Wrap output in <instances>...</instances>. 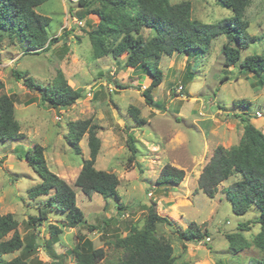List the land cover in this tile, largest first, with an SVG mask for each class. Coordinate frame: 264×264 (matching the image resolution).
<instances>
[{
  "label": "rangeland",
  "instance_id": "obj_1",
  "mask_svg": "<svg viewBox=\"0 0 264 264\" xmlns=\"http://www.w3.org/2000/svg\"><path fill=\"white\" fill-rule=\"evenodd\" d=\"M77 1L48 0L35 8L37 14L50 19L46 32L50 41L56 40L47 51L34 54L25 44L11 45L7 40L0 50L4 86L0 95L13 100L14 117L23 136L16 142L0 143V215H14L23 243L21 250L4 259L75 264V246L81 247L88 240L93 249H102L105 255L99 264H117L121 250L115 246L116 240L125 237L130 227L142 229L153 207L157 215L171 222L158 224L155 233L171 245L174 264H250L264 260V251L252 243L260 230L252 223L258 217L257 208L237 216L223 194L239 175L221 183L213 199L197 189L198 178L216 147L236 146L247 123L264 134V89L255 86L254 78L259 76L239 67L253 50L264 52V0H251L244 12L248 35L261 41L242 51L235 67H223V36L212 40L204 54L162 56L158 65L162 81L152 92L156 107L147 105L142 97L151 78L143 71L127 68L125 55L116 59L93 56L88 33L99 19L86 15ZM182 1L191 4L192 19L201 23L214 24L232 16L216 0H169L170 4ZM144 35L150 37L152 33ZM13 71L24 75L22 80L31 78L42 87L60 72L81 98L71 107L54 110L41 101L39 92L16 80ZM224 76L228 79L221 82ZM238 101L248 102L249 108L235 106ZM135 110L142 126L132 119L130 113ZM80 121L96 127L100 144L94 168L117 177L116 200L97 194L87 197L74 187L82 162L90 157L88 134L79 141L80 155L73 153L66 138L68 123ZM128 135L134 137L138 148L133 159L126 144ZM35 146L43 149L48 169L74 189L76 206L83 213L79 227H60L64 219L56 211L47 214L46 221L29 222L45 201L44 197L29 200L27 196V190L39 183L24 158ZM165 165L183 172L181 183L156 185ZM245 223L249 226L242 230ZM192 224L206 233L210 242L207 238L190 242L180 239L179 233ZM49 225L58 226L60 233L52 236ZM235 234L244 239V249L239 252L225 238Z\"/></svg>",
  "mask_w": 264,
  "mask_h": 264
},
{
  "label": "trees",
  "instance_id": "obj_2",
  "mask_svg": "<svg viewBox=\"0 0 264 264\" xmlns=\"http://www.w3.org/2000/svg\"><path fill=\"white\" fill-rule=\"evenodd\" d=\"M46 1L48 0H0V50L7 40L11 45L25 44L27 50L31 49L34 54H38L35 52H45L56 42L55 39L50 41L46 32L50 19L35 12V8ZM216 1L223 8L229 9L232 16L214 24L192 19L191 4L188 1L170 4L169 0H78L77 3L85 10L86 15L94 14L99 19L96 27L88 33L93 56L99 59L110 55L116 59L125 55L127 68L143 71L151 78V84L142 92V97L147 105L156 107L152 92L162 81V71L158 67L162 56L171 57L177 54L189 58L191 55L204 54L212 40L223 36V67L228 69L235 67L239 62L242 51L256 46L261 41L260 37L248 35V22L243 18L251 0ZM144 32L152 35L146 36ZM239 67L242 71L259 76L258 80L254 78L255 86L264 89V52L253 50L239 63ZM12 74L16 80H22L24 76L17 71ZM227 79L224 76L221 82ZM22 81L30 91L39 92L41 101L54 110L71 107L81 98L77 90L68 86L67 80L60 72H57L55 79L46 87L31 78ZM3 88L0 80V92ZM234 105L243 109L250 106L244 101H238ZM130 114L133 121L142 126L143 121L137 118L138 111ZM236 117L238 118L237 115ZM241 121L244 122L243 119ZM67 127L66 138L76 155L81 154L79 141L88 134L90 157L82 162L74 187L87 197L97 194L103 199L116 200L119 185L117 177L94 168L100 144L95 133L96 127L90 125L89 121L70 122ZM22 138L14 117L13 100L1 94L0 143L16 142ZM126 144L133 159L138 153V148L132 135H128ZM24 156L28 166L39 179L38 184L27 190L28 199L45 198L43 207L39 204L38 212L29 218V222L34 225L36 222L46 221L47 214L56 211L64 219L60 227H79L83 222V213L76 206L74 189L48 169L41 147L35 146ZM235 175H239V179L224 188L223 194L237 216L245 215L252 207L257 208L258 217L252 223L257 224L260 230L252 243L264 251V134L248 123L245 124L236 146L229 149L218 146L214 149L198 178L197 189L207 198L213 199L218 192V186ZM183 177L182 171L165 165L156 185H177L182 182ZM170 223L167 218L157 215L152 207L147 213L142 229L130 227L125 237L116 240L115 246L121 250L117 264H174L171 245L155 233L158 224ZM17 226L14 215H0V264H29L20 258L11 261L4 259L5 255L17 252L23 247ZM248 226L249 224L245 223L241 225V229ZM48 229L52 236L60 233L58 226L49 225ZM90 230L95 229L90 227ZM205 236L206 233H202L193 224L179 233V238L186 242L202 241L207 238ZM225 238L230 247H238L237 252L244 249L242 235H227ZM81 245L75 246L74 249L75 264H99L104 259L102 249H93L90 241L85 240ZM250 264H264V260H254Z\"/></svg>",
  "mask_w": 264,
  "mask_h": 264
},
{
  "label": "built area",
  "instance_id": "obj_3",
  "mask_svg": "<svg viewBox=\"0 0 264 264\" xmlns=\"http://www.w3.org/2000/svg\"><path fill=\"white\" fill-rule=\"evenodd\" d=\"M79 24H80V23H79ZM206 241H207V242H210V239L207 238ZM206 241H205V242H206Z\"/></svg>",
  "mask_w": 264,
  "mask_h": 264
}]
</instances>
